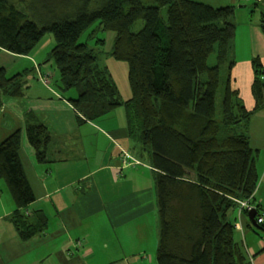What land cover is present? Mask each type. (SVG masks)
Listing matches in <instances>:
<instances>
[{"label": "trees", "instance_id": "trees-1", "mask_svg": "<svg viewBox=\"0 0 264 264\" xmlns=\"http://www.w3.org/2000/svg\"><path fill=\"white\" fill-rule=\"evenodd\" d=\"M43 1L52 16L36 23L13 0H0V48L28 55L51 32L55 45L47 61L56 66L61 91L76 89V97L68 99L77 121L95 120L124 105L128 134L156 171V264H251L237 240L232 212L237 200L252 195L254 201L258 183V149L249 142L248 126L264 107V66L252 58L254 106L247 108L232 82L234 7L194 0H153L154 6L141 0ZM161 7L167 8L164 28ZM139 19L143 28L132 32ZM96 22L89 35L96 29L115 33L110 56L127 64V100L120 99L107 68L79 40ZM260 25L264 33V13ZM212 53L215 65L208 63ZM221 66L227 74L217 108ZM22 74L0 73V106L2 92ZM24 133L35 159L49 161L51 135L32 113H26ZM22 138L17 129L0 142V180L15 203L10 220L26 240L46 229L47 217L26 212L35 196L20 160ZM253 228L264 233V225Z\"/></svg>", "mask_w": 264, "mask_h": 264}, {"label": "crops", "instance_id": "crops-1", "mask_svg": "<svg viewBox=\"0 0 264 264\" xmlns=\"http://www.w3.org/2000/svg\"><path fill=\"white\" fill-rule=\"evenodd\" d=\"M206 3L235 9L232 82L242 103L252 108V58L258 57L264 66V33L260 25L264 0ZM0 55L22 60L20 69L6 61L0 66L1 74L12 77L23 73L2 92L0 140L22 130L20 160L35 196L26 212H42L47 217L43 232L23 240L10 220L15 209L13 198L6 184L5 190L0 187V264H156V171L148 153L128 134L124 105L95 120L78 122L77 111L68 99L76 97V92L66 96L69 92L61 91L59 76L51 67L53 81L46 85L36 76L34 63L40 62L33 54L18 55L0 48ZM108 66L120 99L127 100L131 95L127 64L111 60ZM16 88L20 93L13 95ZM26 113L34 114L51 135L47 162L35 159L27 141ZM248 136L251 146L258 149V183L253 199L258 213L264 214V107L252 114ZM125 152L130 159H123ZM241 215L237 209L232 212L238 224L237 240L251 254V264H264V233ZM152 248L153 254L149 251Z\"/></svg>", "mask_w": 264, "mask_h": 264}, {"label": "rangeland", "instance_id": "rangeland-1", "mask_svg": "<svg viewBox=\"0 0 264 264\" xmlns=\"http://www.w3.org/2000/svg\"><path fill=\"white\" fill-rule=\"evenodd\" d=\"M194 1H200L203 3H206L208 0H194ZM51 3L52 0H49ZM142 4L148 5V6H154L156 3L153 0H141ZM13 3L19 8L22 9L24 12H26L29 16L30 19L34 20L36 23H41L40 19H47L51 17L52 15L47 13L46 11V2L43 0H13ZM167 8L166 7H161L160 8V21L161 25L164 28V25L166 24L167 20V14H166ZM98 25V22L94 23L92 27L85 33H83L80 37L81 42H86L89 46V48L92 49L93 53L97 56V63L99 66H105L109 67V63L111 60L116 61L110 56V52L112 50L114 38H115V33L110 30H99L96 29L95 32L92 33V35H89L92 29H95L96 26ZM144 26V22L142 19H139L134 22V24L131 26V31L132 32H137L141 30ZM102 39L103 41H98ZM55 45V38L51 32H46L43 37L40 39V41L36 44V46L31 50L30 54H33L34 58H36L40 64L34 63L35 67V72L37 73L36 76H41L44 73L49 72L52 77H53V72L58 75L57 69L55 64L53 63L52 60L47 61L50 50L52 47ZM233 54V50H232ZM216 53H212L208 59V63L210 65H215L216 60H215ZM109 60V61H108ZM8 62V65L11 67H19L21 68V59H18L16 57H8L6 56V59L0 55V66L3 67L5 65V62ZM46 61V62H45ZM49 64V66H48ZM39 65V66H38ZM52 71L50 70V68ZM226 66H221L220 68V85L217 91V96H216V103H217V108L220 107L221 99H222V92H223V82L226 77ZM7 69V68H5ZM32 74V73H31ZM9 88V87H8ZM130 89V88H129ZM69 93H66V96H69L76 92V89L72 88L70 90H67ZM77 95V92H76ZM116 110V109H115ZM114 111V110H113ZM120 122H124L123 120H119ZM4 139V138H3ZM2 139V140H3ZM0 140V142L2 141ZM148 155H144V160ZM143 160V162H144ZM147 161V160H146ZM0 187L5 190L6 186L4 181L1 179L0 180ZM238 210V205L237 208ZM242 218L247 219V215L245 212L241 215ZM150 227H147V230H149ZM152 254L154 253L153 248L149 250ZM149 256V255H148ZM148 258V257H147ZM152 259V257H151ZM155 264V261L152 263Z\"/></svg>", "mask_w": 264, "mask_h": 264}, {"label": "built area", "instance_id": "built-area-1", "mask_svg": "<svg viewBox=\"0 0 264 264\" xmlns=\"http://www.w3.org/2000/svg\"><path fill=\"white\" fill-rule=\"evenodd\" d=\"M39 79L43 84L49 85L51 82V74L49 72L44 73L39 77ZM122 156H123V159H125V160L131 158V155L129 153H126V152ZM251 197H252V195L246 200H237V202H238V216H240L241 213H243V212L248 213L249 211L255 210L257 208L254 201L250 202ZM254 222L256 223V225H264V214L256 213L254 216ZM235 226L237 227L238 224L236 223ZM263 242H264V238H263ZM246 254L249 258L248 259L249 262L252 263V256L248 252V250H247Z\"/></svg>", "mask_w": 264, "mask_h": 264}, {"label": "water", "instance_id": "water-1", "mask_svg": "<svg viewBox=\"0 0 264 264\" xmlns=\"http://www.w3.org/2000/svg\"><path fill=\"white\" fill-rule=\"evenodd\" d=\"M255 214H256V211H255V210L249 211V212L247 213V217H248L250 220H252L253 224L256 226V223L254 222V216H255Z\"/></svg>", "mask_w": 264, "mask_h": 264}]
</instances>
